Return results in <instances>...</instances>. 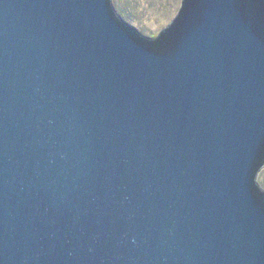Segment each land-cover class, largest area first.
<instances>
[{"label":"water","instance_id":"1","mask_svg":"<svg viewBox=\"0 0 264 264\" xmlns=\"http://www.w3.org/2000/svg\"><path fill=\"white\" fill-rule=\"evenodd\" d=\"M0 0V264H264V0Z\"/></svg>","mask_w":264,"mask_h":264},{"label":"rangeland","instance_id":"2","mask_svg":"<svg viewBox=\"0 0 264 264\" xmlns=\"http://www.w3.org/2000/svg\"><path fill=\"white\" fill-rule=\"evenodd\" d=\"M120 16L145 37L161 33L177 16L182 0H114ZM257 183L264 190V167L257 175Z\"/></svg>","mask_w":264,"mask_h":264}]
</instances>
